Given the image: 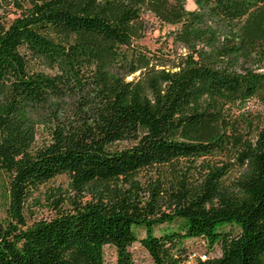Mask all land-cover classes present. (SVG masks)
I'll return each mask as SVG.
<instances>
[{"label": "trees", "instance_id": "trees-1", "mask_svg": "<svg viewBox=\"0 0 264 264\" xmlns=\"http://www.w3.org/2000/svg\"><path fill=\"white\" fill-rule=\"evenodd\" d=\"M12 1L0 264H104L105 244L134 264V241L152 264H264V113L243 108L264 103V0ZM143 9L174 26L167 54L139 42ZM61 173L92 198L27 223L29 195ZM196 237L220 253L189 251Z\"/></svg>", "mask_w": 264, "mask_h": 264}, {"label": "rangeland", "instance_id": "rangeland-1", "mask_svg": "<svg viewBox=\"0 0 264 264\" xmlns=\"http://www.w3.org/2000/svg\"><path fill=\"white\" fill-rule=\"evenodd\" d=\"M24 2L25 0H19ZM0 22L7 23L17 12L15 2L12 0H0ZM185 6L188 9L196 8L195 0H185ZM142 17L145 22L144 33L139 39V42L152 50H163L167 54L169 46H171V36L169 31L174 27L171 24L161 21L155 14L147 9L142 10ZM244 110L260 111L264 113V103L256 98H251L244 104ZM47 139V131L38 126L36 143L41 144ZM123 145V143H121ZM68 195L75 196L79 200H88L92 198L90 191L85 190L83 193H78L69 186V178L67 174L61 173L53 178L42 183L35 189L26 200L24 215L27 223H31L35 219L48 218L56 213V209L52 207L54 201L59 203L60 208H68L70 202ZM6 214L4 204L0 206V216ZM166 224V223H164ZM161 226V225H160ZM160 229L155 227L156 232ZM139 235L144 234V228H138ZM189 251H194L195 254L206 252L208 255L219 254V246L215 245L213 250L206 251L205 241L202 237L186 238L184 241ZM129 249L132 252L134 264H152V258L147 249L134 241ZM115 249L112 245H104V264H115Z\"/></svg>", "mask_w": 264, "mask_h": 264}, {"label": "built area", "instance_id": "built-area-1", "mask_svg": "<svg viewBox=\"0 0 264 264\" xmlns=\"http://www.w3.org/2000/svg\"><path fill=\"white\" fill-rule=\"evenodd\" d=\"M202 257H204V255H202Z\"/></svg>", "mask_w": 264, "mask_h": 264}]
</instances>
